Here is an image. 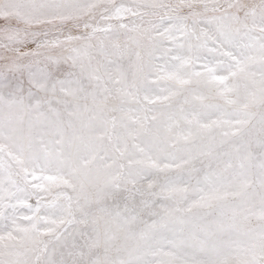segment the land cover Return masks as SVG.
<instances>
[{
    "label": "snow or ice",
    "instance_id": "snow-or-ice-1",
    "mask_svg": "<svg viewBox=\"0 0 264 264\" xmlns=\"http://www.w3.org/2000/svg\"><path fill=\"white\" fill-rule=\"evenodd\" d=\"M0 264H264V0H0Z\"/></svg>",
    "mask_w": 264,
    "mask_h": 264
}]
</instances>
